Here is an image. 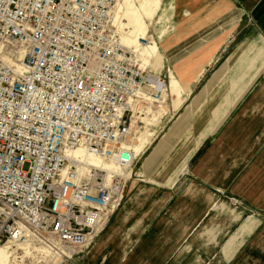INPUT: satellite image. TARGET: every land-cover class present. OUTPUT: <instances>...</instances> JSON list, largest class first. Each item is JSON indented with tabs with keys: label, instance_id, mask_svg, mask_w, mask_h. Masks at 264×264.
<instances>
[{
	"label": "crops",
	"instance_id": "0c3cea01",
	"mask_svg": "<svg viewBox=\"0 0 264 264\" xmlns=\"http://www.w3.org/2000/svg\"><path fill=\"white\" fill-rule=\"evenodd\" d=\"M163 1L135 0L147 37ZM170 1L173 24L158 39L180 99L169 92L170 114L134 163L145 180L134 177L72 261L264 264V0ZM232 209L245 227L238 245Z\"/></svg>",
	"mask_w": 264,
	"mask_h": 264
},
{
	"label": "built area",
	"instance_id": "2783aa9c",
	"mask_svg": "<svg viewBox=\"0 0 264 264\" xmlns=\"http://www.w3.org/2000/svg\"><path fill=\"white\" fill-rule=\"evenodd\" d=\"M119 1L0 0V244L59 242L71 259L123 200V175L65 170L79 147L132 170V118L167 91L122 44Z\"/></svg>",
	"mask_w": 264,
	"mask_h": 264
},
{
	"label": "rangeland",
	"instance_id": "374dc122",
	"mask_svg": "<svg viewBox=\"0 0 264 264\" xmlns=\"http://www.w3.org/2000/svg\"><path fill=\"white\" fill-rule=\"evenodd\" d=\"M170 2H171L170 0L163 1L164 9H161L160 11L156 12L154 16V20L149 24L148 27L149 34L146 43L149 44L154 40L158 43V48L161 53L160 64L155 65L153 60H148V63L145 64L148 58L147 57L141 58L136 54V57L139 59L138 63L140 64V66L144 68V70L150 71L162 77L164 82H166V88H167L166 89L167 91L164 92L161 97H159V98H163L162 103L159 101L153 102L149 100H144L140 103L143 104L144 114L143 112H141L140 114H138L137 117L132 118L131 124L133 123L134 120L136 121L134 124L135 127L131 125L132 127L131 131H134V134L132 132L131 136L128 139L131 142H127V143L132 144V148L134 147L138 148L137 149L138 154H140L143 151V149H145L147 144L152 140V138L157 134V132H159L160 128L162 127L164 117L167 118V116L170 114L169 112L170 102L167 97L169 92L175 96L176 95L178 96L181 93L180 82L177 80L175 74L171 71L169 65L166 63L165 54L162 48L160 47L159 44L160 40L158 39L160 30L162 28H165L166 32L164 36H167L169 34V28L173 24L171 9L166 8L169 6ZM135 4L137 7H139L137 2H135ZM118 10L119 9H117L116 14L114 11L113 17L118 14ZM162 14H164L165 19L162 22H157L160 16L162 17ZM177 96L175 98L173 97L174 99L172 103L175 104V101L180 99ZM148 109H150L149 113L147 112ZM138 146H143V147L139 149ZM123 170L126 172L129 170L130 173V177L125 178L126 187H134V177L145 180V177H143L142 175H137V174L134 175V165L132 167V170H130L129 168ZM124 198L125 197H123V199ZM236 205H238L237 201L235 202L230 201L227 208L228 209L234 208ZM235 210L237 209H232L233 212L232 215L230 216L234 218V222L231 223V230L229 231V234H232L234 232V235H237L236 239L234 240V243H237L236 245H238V243H240L239 235L245 233L243 232L245 231V227L241 225V222L243 221L242 216L239 217L238 212H236ZM103 231L104 229L99 233L98 236H100V234ZM96 238L92 243H90V245L87 246L85 250H83L82 252H80L81 250H78V252L71 259H67L66 257H64V253L68 254L69 252L65 247L60 245L59 242L55 244L56 248L53 246L52 249H50L43 243L37 242L32 238H27L25 240L20 238L17 241H10V244H7L6 242H4L3 244L1 243V247H6L5 248L6 250L12 251L11 264H79L77 262L78 258L76 259L75 262L72 261L73 258L76 257L77 255H81L82 253H84V251L90 249L94 244ZM96 264H98V261Z\"/></svg>",
	"mask_w": 264,
	"mask_h": 264
},
{
	"label": "bare ground",
	"instance_id": "6f19581e",
	"mask_svg": "<svg viewBox=\"0 0 264 264\" xmlns=\"http://www.w3.org/2000/svg\"><path fill=\"white\" fill-rule=\"evenodd\" d=\"M117 9L119 10H118V14L114 16V24L117 26L119 32L121 33L120 40L122 44L126 47H129L130 50L134 52L135 55L137 54L141 58L147 57L148 59L145 62V64H147L148 60L154 59L158 51V47L154 42H151L149 44L146 43V40L148 38L147 26L141 16L138 7L136 6L134 0H120L115 6L113 13L115 11L116 14ZM164 92L165 91H163V93ZM162 95L161 94L156 95L154 96L155 98H153L151 96H147L146 93L144 94L145 99H149V101H153V102L159 101L161 103L163 102V98H159V97H161ZM149 111L150 109L147 110L148 113ZM135 122L136 121L134 120L131 125L134 126ZM143 146H138V147L139 149H141ZM137 149L138 148L136 147L133 148V151H135V155L138 154ZM75 155L76 158L74 160H69L67 167H65V170L68 168L70 164H74L79 171L87 170L89 168H95L98 170L105 171L108 178L119 174L123 175V177L125 178L129 177L130 174L129 170L127 172L124 171L112 160H105L100 155H98L97 153L91 150L79 147L76 150ZM10 241H17V240L10 238L5 242L7 244H10ZM5 248L6 247H1L0 244V264H11L12 251L6 250Z\"/></svg>",
	"mask_w": 264,
	"mask_h": 264
}]
</instances>
